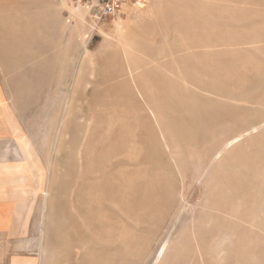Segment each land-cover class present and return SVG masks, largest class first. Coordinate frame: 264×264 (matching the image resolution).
I'll use <instances>...</instances> for the list:
<instances>
[{"label": "rangeland", "instance_id": "1", "mask_svg": "<svg viewBox=\"0 0 264 264\" xmlns=\"http://www.w3.org/2000/svg\"><path fill=\"white\" fill-rule=\"evenodd\" d=\"M74 9L0 0L6 178L52 263L264 264V0Z\"/></svg>", "mask_w": 264, "mask_h": 264}, {"label": "crops", "instance_id": "2", "mask_svg": "<svg viewBox=\"0 0 264 264\" xmlns=\"http://www.w3.org/2000/svg\"><path fill=\"white\" fill-rule=\"evenodd\" d=\"M1 93L0 82V264H53L43 244L45 232L39 235L31 225L33 199L22 194L20 183L6 178L16 154Z\"/></svg>", "mask_w": 264, "mask_h": 264}, {"label": "built area", "instance_id": "3", "mask_svg": "<svg viewBox=\"0 0 264 264\" xmlns=\"http://www.w3.org/2000/svg\"><path fill=\"white\" fill-rule=\"evenodd\" d=\"M56 2L79 8L88 20L97 26L104 22L111 23L125 8L140 7L145 0H56Z\"/></svg>", "mask_w": 264, "mask_h": 264}, {"label": "bare ground", "instance_id": "4", "mask_svg": "<svg viewBox=\"0 0 264 264\" xmlns=\"http://www.w3.org/2000/svg\"><path fill=\"white\" fill-rule=\"evenodd\" d=\"M74 8H75L74 10H76V11H80V12H81V10H80L79 8H76V7H74ZM118 16H119V15H118ZM118 16H117V17H118ZM117 17H116V18H117ZM116 18H115V19H116ZM115 19H114V20H115ZM114 20H113V21H114ZM113 21H112V22H113ZM90 23H91V25L95 26L94 23H92V22H90ZM254 129H255V128H254ZM164 247H165V246H164ZM164 247H162V248L158 251V254H157V256H156V262H157V263H158L159 260L162 258L163 253L165 252V248H164Z\"/></svg>", "mask_w": 264, "mask_h": 264}]
</instances>
